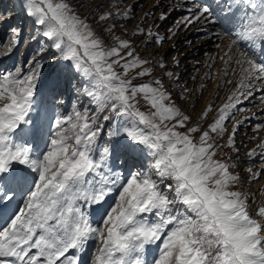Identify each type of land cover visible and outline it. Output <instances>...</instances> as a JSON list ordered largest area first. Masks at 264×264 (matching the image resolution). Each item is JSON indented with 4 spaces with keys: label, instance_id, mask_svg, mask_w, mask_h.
Masks as SVG:
<instances>
[{
    "label": "snow or ice",
    "instance_id": "obj_1",
    "mask_svg": "<svg viewBox=\"0 0 264 264\" xmlns=\"http://www.w3.org/2000/svg\"><path fill=\"white\" fill-rule=\"evenodd\" d=\"M77 7L84 5L23 0L48 48L25 66L0 72V211L18 192L22 196L21 206L0 226V264H83L80 253L92 241L97 247L90 264H149L145 252L153 245L159 255L151 264H264V200L251 214L255 196L264 197V190L250 194L240 187L264 176V138L246 153L262 161L259 170L242 169L247 176L236 171L240 165L231 157L218 158L224 147L239 153L236 134L243 120L236 114L246 111L240 105L257 93L264 103V0H183L179 5L187 14L177 31L218 25L222 33L212 36L229 37L225 47L215 45L219 51L208 67L221 62L219 75L233 88L206 127L190 125L192 117L161 79L137 84L130 78L132 72L137 78L152 75L150 61L137 54L132 41L115 34V21L130 20L132 7L121 12L116 4L101 13L98 21L114 22L100 32ZM19 31L11 29L9 49L19 44ZM132 34L156 44L166 39L151 29ZM163 59L156 66L164 68ZM165 75L173 77L171 71ZM68 92L90 107L51 116L40 110L43 94L62 104ZM141 100L147 111L141 110ZM212 111L207 105L197 120ZM114 119L121 123L101 145L106 124ZM22 134L42 137L44 148L17 142Z\"/></svg>",
    "mask_w": 264,
    "mask_h": 264
},
{
    "label": "rangeland",
    "instance_id": "obj_2",
    "mask_svg": "<svg viewBox=\"0 0 264 264\" xmlns=\"http://www.w3.org/2000/svg\"><path fill=\"white\" fill-rule=\"evenodd\" d=\"M70 2L74 6L79 4L84 5V7H77V11L89 17V23L92 24V27L97 32H100L103 28L111 27L114 22L113 20L98 21L97 17L101 13L108 11L110 7L115 10L114 6L116 4L120 5L121 12L132 7L133 12L130 20L119 17L115 21L117 24L115 34L132 41L137 54L150 61L149 65L146 66L152 67V75L137 78L135 77V72H132L130 73V78H134L133 82L137 84L150 82L154 77L161 79L168 91L172 93L176 103L186 114L192 117L190 125L191 123L199 122L202 127H206L216 116L217 110L226 102V97L230 94L233 85L226 84L221 79L219 75V70L222 67L221 62L216 61L213 68H209L208 65L212 63L210 58L216 56L219 51L215 45L219 43L221 48L225 47L229 42V37L222 36L217 38L212 36L213 31L222 33L218 25H204L203 27L196 25L180 28L177 31V22L187 14L185 8L179 7L183 3V0H70ZM208 2L212 3V0H208ZM95 5H101V7L94 11V15H90ZM169 5H172V7H169ZM212 6L215 7V4H212ZM161 13H166L167 19H158ZM0 17H3L0 20V72L14 70L17 66H25L26 62L36 55L41 48H48V42L39 35L38 29L33 26L32 19L25 14L23 0H0ZM12 28L20 30L19 44L9 49L7 46L12 40ZM138 28H142L145 31L151 29L154 34L158 33L159 36L166 37V39L162 44H156L150 42L151 38L134 36L132 33ZM170 29L177 31L174 39L168 38L172 35ZM104 35L108 36L107 33H104ZM32 37H36V39H32ZM108 42L111 43V40ZM9 52L10 54H6ZM220 54L222 55L223 53L221 52ZM164 57L166 59H163ZM161 59H163L165 64L164 68L156 66V62ZM174 59L179 61V63H174ZM167 71L173 73L172 78L165 75ZM205 73H211L212 78H206ZM175 77H179V83L175 82ZM228 78H233L231 73ZM218 85L221 86L218 87ZM178 93H181L182 96H178ZM260 95L261 93H257L256 99L244 101L240 107L246 111L236 114V119L243 120L236 134V145L239 147V153L235 149L224 147L218 155V158L223 159L231 157L232 161L240 165L236 171L241 172V175L244 176L248 174L241 171L242 169L251 167L254 170H259L262 162L259 157L249 158L246 156V153L256 147L261 139L264 138V127L257 131V126L264 125V103L260 102ZM209 104L212 105V113L209 114L207 119L198 121V116ZM74 107L83 111L85 107H90V105L83 97H80L79 101H77V97L70 92L64 94L62 104L59 102L53 104L51 97L47 93L40 97V110L48 116H51L53 113L71 114ZM140 107L141 110H148L143 100L140 101ZM48 123L50 121L45 120V124ZM120 123L121 121L114 119L110 125L106 124L101 145L103 141L109 138L108 131H114ZM234 123L235 120L227 122L228 132H231ZM15 139L17 142L28 140L37 148H44L42 137L33 138L22 134L18 135ZM226 139L227 133L220 140V143L224 145ZM257 151L259 152V149ZM120 171L125 176L128 175L127 169L121 167ZM240 187H242L243 191L250 194L256 193L257 190H264V176L260 177L258 183L249 179ZM114 199L115 193L109 199V203H112ZM21 200V193L18 192L16 199L11 204V211L7 215L3 214L6 208L0 211L3 212L0 214V226H3L4 221L9 215L18 206H21ZM262 200H264V197L260 195L255 196L256 202L251 205V214H255V209ZM92 219L94 222H98L100 218L99 216H93ZM96 247V242L92 241L86 250L80 253L83 264H90ZM158 255L159 249L156 245H153L149 249H146L145 259L151 264L152 259Z\"/></svg>",
    "mask_w": 264,
    "mask_h": 264
},
{
    "label": "bare ground",
    "instance_id": "obj_3",
    "mask_svg": "<svg viewBox=\"0 0 264 264\" xmlns=\"http://www.w3.org/2000/svg\"><path fill=\"white\" fill-rule=\"evenodd\" d=\"M18 27V26H17ZM252 193V192H251ZM11 206L12 205H9L7 208H6V211L3 213V212H0V214L1 213H3L4 215H7L10 211H11ZM1 217V216H0ZM3 217V216H2ZM1 220V219H0Z\"/></svg>",
    "mask_w": 264,
    "mask_h": 264
}]
</instances>
